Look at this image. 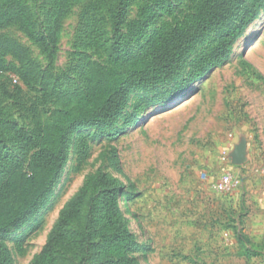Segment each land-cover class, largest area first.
Here are the masks:
<instances>
[{"label":"rangeland","instance_id":"obj_1","mask_svg":"<svg viewBox=\"0 0 264 264\" xmlns=\"http://www.w3.org/2000/svg\"><path fill=\"white\" fill-rule=\"evenodd\" d=\"M130 1L124 38L130 41L141 21L151 23L128 54L186 22L196 2ZM15 6L51 38L52 48L44 50L18 23L0 30V108L7 117L0 130V177L27 165L32 132L49 124L53 112L111 58L110 0H0V11ZM229 29L204 36L175 79L133 93L112 126L72 135L45 205L0 237L14 264H32L63 208L99 171L123 184L119 205L139 264H264V0L229 57L200 80H186L195 59ZM230 142L241 146L239 164ZM227 171L236 185L220 193L214 184ZM85 218L86 212L74 231L81 232ZM95 256L69 255L62 264H100Z\"/></svg>","mask_w":264,"mask_h":264},{"label":"trees","instance_id":"obj_2","mask_svg":"<svg viewBox=\"0 0 264 264\" xmlns=\"http://www.w3.org/2000/svg\"><path fill=\"white\" fill-rule=\"evenodd\" d=\"M130 2L110 0V65L101 66L89 75L87 86L70 94L66 103L53 112L49 124L32 132L28 142L33 145L34 154L27 165L16 166L0 177V237L22 227L45 205L61 177L70 138L75 132L112 126L133 93L149 91L175 79L204 36L230 28L209 53L195 59L186 80L194 83L203 78L229 57L231 47L263 6V0L250 4L245 0H196L194 12L186 22L161 31L142 51L128 54L131 45L151 23L150 19L141 21L132 39H125L122 31ZM12 23H18L44 50L52 48L51 38L38 29L25 9L15 6L0 11V30ZM6 121L0 108V130ZM2 144L4 139L0 137ZM85 149L81 151L83 160L87 157ZM122 187L120 180L101 171L89 178L61 211L32 264H62L69 255L87 259L93 254L100 264H139L131 256L137 243L119 205ZM85 212L81 232L74 231L73 224ZM0 264H14L9 250L2 244Z\"/></svg>","mask_w":264,"mask_h":264},{"label":"built area","instance_id":"obj_3","mask_svg":"<svg viewBox=\"0 0 264 264\" xmlns=\"http://www.w3.org/2000/svg\"><path fill=\"white\" fill-rule=\"evenodd\" d=\"M15 82H17L15 80ZM236 185V181L230 171L225 172L221 178L214 184V189L220 193H229L231 192ZM225 237H229V234L226 233Z\"/></svg>","mask_w":264,"mask_h":264},{"label":"water","instance_id":"obj_4","mask_svg":"<svg viewBox=\"0 0 264 264\" xmlns=\"http://www.w3.org/2000/svg\"><path fill=\"white\" fill-rule=\"evenodd\" d=\"M240 155H241V146L236 150V153H235L234 161L236 164L240 163V159H241Z\"/></svg>","mask_w":264,"mask_h":264},{"label":"crops","instance_id":"obj_5","mask_svg":"<svg viewBox=\"0 0 264 264\" xmlns=\"http://www.w3.org/2000/svg\"><path fill=\"white\" fill-rule=\"evenodd\" d=\"M233 146H234V148H233ZM228 147L230 148V153H232V149H234L233 151V153H236V150L240 147V145H238L237 146V144H232L231 142L228 144ZM233 160H234V158H233Z\"/></svg>","mask_w":264,"mask_h":264}]
</instances>
